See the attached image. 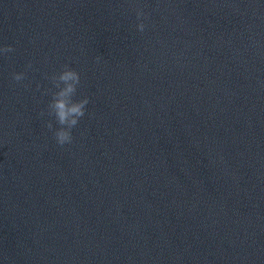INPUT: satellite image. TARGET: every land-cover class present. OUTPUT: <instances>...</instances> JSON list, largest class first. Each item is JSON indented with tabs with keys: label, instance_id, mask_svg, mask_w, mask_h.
<instances>
[{
	"label": "water",
	"instance_id": "obj_1",
	"mask_svg": "<svg viewBox=\"0 0 264 264\" xmlns=\"http://www.w3.org/2000/svg\"><path fill=\"white\" fill-rule=\"evenodd\" d=\"M4 46L0 264H264V0H0Z\"/></svg>",
	"mask_w": 264,
	"mask_h": 264
},
{
	"label": "clouds",
	"instance_id": "obj_2",
	"mask_svg": "<svg viewBox=\"0 0 264 264\" xmlns=\"http://www.w3.org/2000/svg\"><path fill=\"white\" fill-rule=\"evenodd\" d=\"M136 19L138 21L136 29L138 32L143 33L146 30L147 25L144 23L148 19V16L144 12L143 8L137 7L134 9ZM15 51L11 46L0 47V55H4ZM31 69L32 65L29 63L26 66ZM52 87L57 91L51 92V102L48 104L47 115L54 117L59 127L53 131V124L48 121L46 127L53 131L54 139L58 146L63 147L65 144H71L73 142L72 130L78 125L81 118L85 116L86 106L89 104V99L84 97L80 100H75L78 86L80 85V74L70 68L68 65H64L63 69L59 73L46 76ZM27 79L26 72L13 73L12 80L16 84H20ZM41 115H44L42 112Z\"/></svg>",
	"mask_w": 264,
	"mask_h": 264
}]
</instances>
